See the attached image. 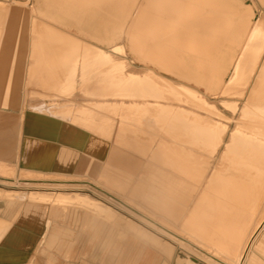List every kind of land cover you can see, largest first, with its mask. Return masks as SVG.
Wrapping results in <instances>:
<instances>
[{"label": "rangeland", "instance_id": "rangeland-1", "mask_svg": "<svg viewBox=\"0 0 264 264\" xmlns=\"http://www.w3.org/2000/svg\"><path fill=\"white\" fill-rule=\"evenodd\" d=\"M0 1L8 2L9 0ZM242 1L253 8L256 20L264 18V0ZM171 5L172 2L167 4V6ZM8 7L10 8L5 6V8ZM185 30L191 32L193 28L186 26ZM167 44L165 43L164 46H168ZM133 51L143 57L142 61L166 71L158 62L146 59L136 49ZM193 57L201 62L200 54ZM116 63L112 59L106 61L105 74L100 76L105 80V90L98 92L99 98H104L105 101L103 122L95 121L98 118L96 108H89V112L82 113L84 116L87 115L85 119L90 120L89 122H68L73 108L68 107V112H65L66 108L62 107L57 109L58 115L54 117L57 119L56 122L44 124V127L48 129L56 128L44 134L56 135L46 138L37 134L24 138V122L21 117V122L14 125L18 134V150L14 163L2 160L8 158L11 150H9V142L6 143L5 130L8 124L0 123V126L3 125L4 128L0 127V207L3 204L4 213L8 217L13 216L9 221H0V258L8 260L24 258L32 249L38 236L47 230H50V233L44 240L46 249H61L63 246L60 247V240L71 238L75 234L77 240L86 238L91 243L106 227L111 228V233H116L117 242H119L126 237L121 234V231H126L122 225L118 224L121 221L130 224L131 229L144 228L152 233L153 238H148L155 240L156 244L153 246L163 256L166 252L161 250V246L168 249L171 254L166 253L164 258L165 260L171 258L172 264H214L213 261L201 255V252L207 251L210 255L212 254L211 256H215L214 249L207 250L180 243L171 237V233L165 237L162 232L165 230H161L154 224H159L172 233L190 240L181 233L182 221L175 222L153 209L142 198L141 193L149 187L152 172H156L158 176L156 187H164L165 182L168 181L166 178L180 181L182 170L189 164L196 163L197 167H200L206 160L201 143L205 130L213 132L225 127L229 128V134L227 133L222 146L212 159L210 169L216 166L230 134L241 126L240 123L248 124L246 134L250 138L259 140L260 132L255 123L256 117L262 116L263 113L240 116V109L246 103L250 85L255 79L253 76H247L243 81H233L229 87L230 95L228 96L207 97L211 95V92L203 89L207 98L205 105H202L186 94L179 93L177 96L170 94L171 90L167 88V85L178 81L171 75L145 74L139 69L131 68L132 65L128 62H119L117 66ZM89 77L91 78V75ZM91 82L92 80H89L90 85ZM110 87L121 88L113 90L109 89ZM203 90L201 91L204 92ZM82 93L87 97L96 98L92 92L82 91ZM261 93L257 98L258 103H253L254 106L260 107L264 104ZM45 99H47L46 102L53 100L59 104L68 102V99L64 98ZM70 100L79 106L87 105L89 99L75 93ZM38 101H40L38 97L24 98V104ZM23 108L25 111V107ZM148 108L150 111H146ZM22 114L24 116V113ZM156 115L159 116L156 117ZM68 127H77L86 133L90 142L87 148L72 149ZM97 136L104 140V147L100 149L104 150V154L101 155L97 154ZM80 150L86 153H74ZM82 158L94 162L97 169L105 165V175L113 174L116 175L115 178H119L120 172L113 168L128 167L129 170L125 173L130 175V177L127 176L129 183L135 180L138 182L134 187H127L126 190L114 184H108L106 179L95 178L86 171L76 170ZM107 168L111 169L107 170ZM225 168L228 169L226 171L234 170L230 165ZM200 192L193 197L184 218L191 212ZM133 210L138 211L140 215ZM263 221L264 215L260 224ZM226 230L230 228L226 227ZM40 254L45 256L46 251H41ZM176 259H178L177 262ZM180 260H186V263L184 261L181 263ZM224 262L228 264L226 258Z\"/></svg>", "mask_w": 264, "mask_h": 264}, {"label": "bare ground", "instance_id": "bare-ground-1", "mask_svg": "<svg viewBox=\"0 0 264 264\" xmlns=\"http://www.w3.org/2000/svg\"><path fill=\"white\" fill-rule=\"evenodd\" d=\"M169 2H172L171 6H167ZM234 2L236 1L149 0L146 8L143 7L138 12L136 33L130 37L129 47L132 52L136 49L146 59L158 62L170 73L165 75H171L183 83L168 85L173 96L183 93L202 105H205L207 97L228 96L233 81H243L247 76H254L258 56L264 48V21L258 20L251 30L255 13L251 11L249 15L241 17V11L236 9ZM186 26L193 30L187 32ZM247 34L248 42L240 53L241 41ZM165 43L168 46H164ZM15 47L8 41L0 43V51ZM121 52H124L123 48ZM198 54L202 56L201 62L193 57ZM3 63L4 59L0 58V66ZM174 72L178 75L173 74ZM263 72L254 76L255 81L248 99L240 109L242 117L251 113L264 114V104L260 107L253 105L258 103L257 98L261 92L264 97ZM203 89L209 90L213 96L206 97ZM235 108L234 105V111ZM242 125V128L239 126L231 133L216 167L208 177L206 174L211 160L223 142V130L204 131L201 143L206 160L199 171L181 172L182 177L188 179L190 184H187L188 181L186 183L166 178L168 181L164 187H156L158 176L152 173L149 187L144 188L141 193L142 198L153 209L179 222L193 195L203 186L194 207L181 223V233L191 241L159 224H153L165 230L162 231L165 237L171 233V237L180 243L207 250L214 249L215 256L203 250L202 254L197 253L214 264H226L225 258L228 264H264V221L260 224L264 215V123L261 124L259 140L250 138L246 134L245 123ZM0 127L3 128V125ZM227 165L234 170L225 172ZM133 211L139 214L138 211ZM225 225L230 230H226ZM147 239L151 241L150 244H156L155 240ZM161 247V250L171 254L163 245ZM180 261L182 263L186 260Z\"/></svg>", "mask_w": 264, "mask_h": 264}, {"label": "crops", "instance_id": "crops-1", "mask_svg": "<svg viewBox=\"0 0 264 264\" xmlns=\"http://www.w3.org/2000/svg\"><path fill=\"white\" fill-rule=\"evenodd\" d=\"M14 1L15 3H13ZM231 1H236L233 5L241 11V17L249 15L251 11V13H254L252 7L246 5L242 0ZM148 4L149 0L0 1V43L8 41L12 47H15L14 44H16L14 49L0 51V58L5 61L0 66V108H3L0 109V123L8 124L7 130H5V134H7L6 143L9 142V150H11L8 158L2 160L15 162L18 150V134L14 125L21 122V117L24 122V138L37 134L46 138L56 135L44 134L56 129H48L44 127V124L56 122L57 119L54 117L58 115L57 109L62 107L66 108L65 112H68V107L73 108L69 121L66 120L68 122H89L90 120L85 119L87 115L82 114L89 112V108H96L98 118L95 121L97 123L103 122L105 101L104 98H99L98 92L105 90V80L100 76L105 74L104 64L106 61L115 60L118 63L115 64L116 66L119 65V62H128L132 65L131 68L139 69L145 74H170L149 62H143L129 47L130 37L135 36L136 33L138 12L143 7L146 8ZM152 4L154 3L152 2ZM5 6H10V8H5ZM258 20L264 21V18ZM258 20L254 19L251 30ZM151 25L152 23L149 24V27ZM248 36L249 34L241 41L240 53L248 42ZM122 48L124 52H121ZM260 55L258 56V63H260H257L254 76L260 75L264 71V48ZM127 74L132 73L127 72ZM173 74L178 75L177 72ZM89 75H91V78ZM89 80H92L91 85ZM253 83L250 85L249 90H251ZM175 84L183 83L177 81ZM120 88L110 87L109 89ZM82 91L92 92L93 96L96 95V98L87 97L83 95ZM75 93L89 99L88 104L76 106L70 100V97ZM26 97H38L40 101L24 104V98ZM51 97L68 99V102L59 104L53 100L50 102L45 101L47 100L45 98ZM123 105L127 106V104ZM23 107H25V111H23ZM146 111H150L149 108ZM22 113H24V116ZM263 123L264 114L262 116L258 115L255 125L260 133L261 124ZM240 125L242 128V123ZM245 125L247 130L248 124L245 123ZM221 130L224 131V141L229 128L225 127ZM68 132L71 134L70 146L72 149L88 147L90 142L86 133L77 127H68ZM96 147L97 154H104V150H100L104 147V140H101L99 136L96 138ZM74 153L81 154L86 153V151L80 150L74 151ZM80 163L76 170L86 171L87 174L95 178L106 179L108 183L118 187L121 186L125 190L127 187H134L138 182V180H135L129 183L130 180L127 178L130 175L125 173L129 170L128 167L113 168V170L120 172L118 173L119 178H115L116 175L113 174L111 176L105 175V165L97 169L95 163L93 164L92 161L89 162L84 158L80 160ZM196 166V163H192L184 170L192 173L199 171L202 165L200 167ZM210 167V173L206 174L207 177L216 166L213 169H210ZM110 169L107 168V170ZM226 170L224 168V171ZM152 173L157 175L156 172ZM181 180L182 182L186 181V183L188 181L187 184L191 183L183 177ZM200 187L193 197L199 191L202 192L203 186ZM188 209L189 205L180 221L185 219ZM12 218L13 216L8 217L4 213L2 204L0 207V221H9ZM118 224L126 230L121 231V234L126 235V237L119 242H117L116 233H111V228L106 227L91 243L86 238L77 240L75 234L71 238L60 240V247L63 246L61 249H46L44 240L50 233V230H47V232H43L38 236L32 249L26 253L24 258L8 260L2 257L0 258V264H172L171 258L165 260L162 253L153 244H150L151 241L147 238H153L152 233L144 228L140 230L131 229L130 224L125 222L120 221ZM125 225H128V227H125ZM166 244L172 247L169 243L166 242ZM41 251H46L45 256L40 254Z\"/></svg>", "mask_w": 264, "mask_h": 264}]
</instances>
